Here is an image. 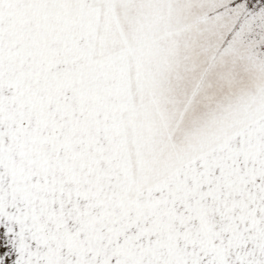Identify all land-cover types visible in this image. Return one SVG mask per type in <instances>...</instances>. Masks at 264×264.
Returning <instances> with one entry per match:
<instances>
[{
  "label": "snow or ice",
  "instance_id": "1",
  "mask_svg": "<svg viewBox=\"0 0 264 264\" xmlns=\"http://www.w3.org/2000/svg\"><path fill=\"white\" fill-rule=\"evenodd\" d=\"M0 264H264V0H0Z\"/></svg>",
  "mask_w": 264,
  "mask_h": 264
}]
</instances>
